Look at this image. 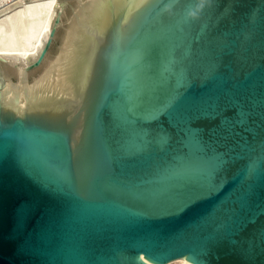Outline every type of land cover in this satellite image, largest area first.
<instances>
[{
    "label": "water",
    "instance_id": "1",
    "mask_svg": "<svg viewBox=\"0 0 264 264\" xmlns=\"http://www.w3.org/2000/svg\"><path fill=\"white\" fill-rule=\"evenodd\" d=\"M62 64L0 106V264H264V0H109Z\"/></svg>",
    "mask_w": 264,
    "mask_h": 264
},
{
    "label": "bare ground",
    "instance_id": "2",
    "mask_svg": "<svg viewBox=\"0 0 264 264\" xmlns=\"http://www.w3.org/2000/svg\"><path fill=\"white\" fill-rule=\"evenodd\" d=\"M109 0H0V58L15 66L18 82L0 77V106L18 112L33 97L32 90L41 82L54 78L63 67L74 43L102 14ZM71 8L72 16L68 13ZM60 26L70 19L59 55L49 62L41 77L32 85L27 81L26 67L34 61L51 35L56 16ZM50 57V56H49ZM46 58L45 63L50 59ZM184 259L168 264H184Z\"/></svg>",
    "mask_w": 264,
    "mask_h": 264
},
{
    "label": "rangeland",
    "instance_id": "3",
    "mask_svg": "<svg viewBox=\"0 0 264 264\" xmlns=\"http://www.w3.org/2000/svg\"><path fill=\"white\" fill-rule=\"evenodd\" d=\"M63 1H68V2H74L75 3L78 0H60V3H62ZM68 8H69L68 13H69L70 16H72L71 8L69 6H68ZM70 22H71L70 19H66L64 21V25L62 26V28L59 31L57 42L54 45V47L52 49V52H51V55L49 57L50 59L42 67L28 72L27 81H28L29 84L32 85L33 83H35L41 77V75L44 73V71L46 70L49 62L54 60L59 55L60 50H61L60 46H61V43H62L63 38H64L65 33H66L65 28L67 26H69ZM2 68H3V71H5L4 75H3V73L1 74L2 78L7 79V80H11L14 83L18 82L19 78H18V75H17V73L15 71V66L13 64H11L9 62H6V63L2 64ZM38 86H35V88L32 90V93L33 92L35 93V91H36Z\"/></svg>",
    "mask_w": 264,
    "mask_h": 264
}]
</instances>
